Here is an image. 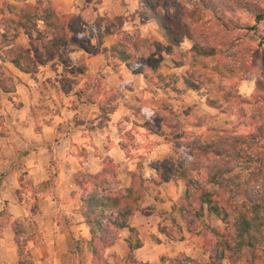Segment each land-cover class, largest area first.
Here are the masks:
<instances>
[{
    "label": "crops",
    "instance_id": "obj_1",
    "mask_svg": "<svg viewBox=\"0 0 264 264\" xmlns=\"http://www.w3.org/2000/svg\"><path fill=\"white\" fill-rule=\"evenodd\" d=\"M42 1L50 2L58 16H74L76 32L84 40L70 49L46 51L37 40L45 28L42 20L9 23L18 30L15 41L26 54L31 72L0 60L14 83L13 93L0 90V264L18 263L15 230L28 232L29 226L33 234L25 251L31 264H94L82 204L89 179L98 182L108 171L114 174L112 186L121 193L133 186L134 176L146 182L128 225L115 228L105 223L113 238L103 252L108 264H169L174 258L180 264L207 263L203 247L193 244L190 223L179 231L184 238H177L165 220L171 216L179 221L177 204L184 183L179 179L155 183L157 168L170 166L163 161L172 147L166 139L168 128L157 115L160 106L150 107L156 100L150 89L157 78L166 76L161 70L156 77L152 68L149 73L154 79L150 78L151 66L144 59L145 74L136 73L132 64L111 50L119 32L137 28L151 31L141 36L152 38L153 44L155 34L170 47L190 39L183 37L171 46L157 22L140 18V0ZM28 5L39 7L38 0H0L4 17L15 22L19 18L7 8L22 10ZM154 9L159 16L173 13L171 5L163 6L159 0H154ZM2 17L0 13V34ZM144 48L133 51L138 63ZM183 69L180 88L174 91H200L185 86L186 64L172 62L167 73Z\"/></svg>",
    "mask_w": 264,
    "mask_h": 264
},
{
    "label": "trees",
    "instance_id": "obj_2",
    "mask_svg": "<svg viewBox=\"0 0 264 264\" xmlns=\"http://www.w3.org/2000/svg\"><path fill=\"white\" fill-rule=\"evenodd\" d=\"M143 4V10L138 13L140 18L147 23L157 22L159 30L167 42L174 46L178 44L183 37H188L193 44L185 53H179L181 60L174 62L176 66L189 64L194 67L199 58L214 57L215 47L208 46L205 43V36L193 38L177 33L178 25L180 28L188 30V25L197 26L200 21L195 16L197 4L191 10L183 6L182 0L177 3L176 0H166L167 4L174 6L175 11L170 15L159 16L154 9V0H140ZM39 7L28 5L27 7L11 10L19 19L15 22L4 17V11L1 25L3 32L0 34V60L9 61L15 67L23 72H31L29 60L23 50L16 44L15 39L18 36L16 26L22 20L23 23L36 21L38 19L44 22V30L37 36L41 46L46 51H53L61 47L68 49L71 46H79L84 38L76 33V19L74 16H58L50 2L38 0ZM203 9V8H202ZM199 13V12H198ZM9 23L13 28L9 26ZM178 24V25H177ZM69 26V27H67ZM11 32V35L8 33ZM71 33V38L66 33ZM116 44L112 47V53L121 61H127L136 65L134 72L145 74V61L138 63L134 50H140L146 45L153 47V40L150 37L142 38L134 33L119 32ZM191 71H187L184 77V84L188 89L200 90V85L191 76ZM162 79V77H160ZM0 90L5 93L14 92L13 78L6 74L0 65ZM114 95L107 100H111ZM208 105L217 107L214 99L206 98ZM110 110V107H107ZM159 116V114H157ZM164 125L172 130H178V122L172 124L173 118L161 115ZM150 127V125H147ZM159 132V129H152ZM212 134L209 141L200 143L198 139L186 144V153L190 157L189 165L177 163L175 167L159 166L157 168L158 180L155 183L160 184L169 179H179L184 183V191L181 193L177 209L182 220L187 224L188 229L193 233L194 229L202 220L214 219L219 221L223 228L221 231L211 230L215 237L214 249L218 254V259L209 257V262L200 263L188 260L189 264H221L226 260L229 264H237L241 259L247 256L244 264H264V174L261 169H257L260 181L256 185L258 194L255 197L250 196L248 183H234L231 175L232 168L228 165L235 157L244 159L248 155L238 152L234 143L238 142L230 137L225 130L218 128L210 131ZM254 133V132H253ZM253 133L247 134L249 138H254ZM168 134L166 133V137ZM245 138L244 135H242ZM251 138V139H252ZM180 143V142H179ZM180 146V144H178ZM218 158L225 163L226 168L217 169L215 166L199 165L194 159L207 158L208 155ZM247 162L249 160H246ZM215 161H212L214 163ZM250 162V161H249ZM264 165V164H263ZM208 170H211L208 172ZM231 171V172H230ZM114 174L112 171L105 173L102 179H89L88 196L84 198L82 211L85 221L90 226L91 240L88 242L90 251L93 255L94 264H108L104 259V249L113 242V238L108 235L106 224L113 225L115 228H122L128 225V220L134 211L138 208L144 195L146 182L140 177L134 176L133 186L124 192H118L112 186ZM83 179V178H82ZM234 186V189L231 188ZM244 187V189H240ZM223 191V195H222ZM240 196V198H238ZM106 223V224H105ZM23 230H15V244L17 246L19 261L17 264H31L29 256L25 251L27 237L22 238ZM204 241L207 235V229L201 232ZM138 245V244H137ZM165 259H162L164 261ZM179 258L169 260V264H180Z\"/></svg>",
    "mask_w": 264,
    "mask_h": 264
},
{
    "label": "rangeland",
    "instance_id": "obj_3",
    "mask_svg": "<svg viewBox=\"0 0 264 264\" xmlns=\"http://www.w3.org/2000/svg\"><path fill=\"white\" fill-rule=\"evenodd\" d=\"M159 2L163 6L167 3L166 0ZM176 2L180 3V0ZM181 2L184 6L186 2L193 3L187 5L188 10L198 3L195 16L201 21L197 26L188 25V30L180 28L177 24V33L179 35L184 33L185 36H193V38L205 36L206 41L203 44L207 48L215 47L217 54L214 57L199 58L194 67H191V59H189L186 72H193L191 76L200 85L198 92L174 91V88H180L178 79L184 69L176 73H167L171 69L172 62L181 60L179 53L184 52L186 47L191 48L192 40L170 47L160 35L155 34L153 47L146 45L138 54L139 63L144 59L151 66L148 73L153 68L154 73L157 72L156 77L161 70L166 76L162 79L157 78L156 84H151L150 90L156 100L155 104L150 103V107L160 106V114L173 118L172 124L178 122L179 126L178 130L169 128L165 130L168 134L166 139L170 141L172 148L163 162L171 167H175L177 163L189 165L191 160L186 153V144L196 139L200 143L209 141L212 129L225 130L230 137L233 136L238 141L234 143L238 152L248 155L244 159L233 157L229 163L232 177L236 176L234 183H248V194L255 197L254 195L258 194L256 185L260 181L257 169H261L264 174V0H182ZM171 7L174 12V6ZM150 32L146 28H137L132 33L142 37L141 35L145 33L148 35ZM78 35L82 36L79 33ZM132 66L136 67V65ZM175 74L179 75L175 77ZM172 75L175 80L171 78ZM149 76L154 79L151 73ZM166 84L169 85L167 89L164 87ZM154 86L156 90L153 89ZM207 97L216 100L218 108L209 109ZM201 125L202 128H199L198 126ZM250 133H253L254 138L247 136ZM207 158L194 159V161L199 165L208 166L209 169L212 166L217 169L226 168L221 159L214 160L210 154ZM231 188L234 189V186L231 185ZM240 189L243 190L244 187ZM183 191L184 186L181 192ZM165 218L168 228L176 232L175 236L184 238L182 233H179L185 223L182 218L179 217V221L171 216ZM208 228L221 231L223 225L217 220L205 219L197 225L193 233H190L195 237L192 240L195 248L202 246L205 256H208L206 261L209 262V257L217 260L218 254L212 248L215 237ZM205 229L207 235L203 241L201 232ZM30 234H33L32 226L28 227V232L23 231L21 236L28 238ZM246 258L249 259L247 256ZM245 259L237 261V264H244ZM221 264L229 263L223 260Z\"/></svg>",
    "mask_w": 264,
    "mask_h": 264
}]
</instances>
